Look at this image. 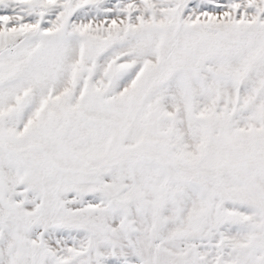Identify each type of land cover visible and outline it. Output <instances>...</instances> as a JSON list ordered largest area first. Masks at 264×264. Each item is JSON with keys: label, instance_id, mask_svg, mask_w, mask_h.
I'll list each match as a JSON object with an SVG mask.
<instances>
[{"label": "snow or ice", "instance_id": "1", "mask_svg": "<svg viewBox=\"0 0 264 264\" xmlns=\"http://www.w3.org/2000/svg\"><path fill=\"white\" fill-rule=\"evenodd\" d=\"M0 264H264V0H0Z\"/></svg>", "mask_w": 264, "mask_h": 264}]
</instances>
